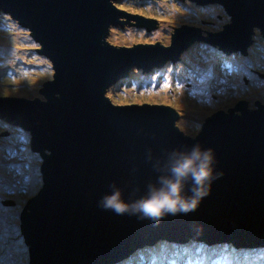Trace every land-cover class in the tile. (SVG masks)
Masks as SVG:
<instances>
[{
    "label": "water",
    "instance_id": "obj_1",
    "mask_svg": "<svg viewBox=\"0 0 264 264\" xmlns=\"http://www.w3.org/2000/svg\"><path fill=\"white\" fill-rule=\"evenodd\" d=\"M192 1L220 3L230 20L207 33L184 23L170 44L118 45L109 39L113 27L148 20L151 29L161 16L147 18L116 0H0V10L30 31L40 44L35 51L54 71L38 88L41 96L0 95V119L28 130L44 160V185L20 214L30 264H113L161 238L264 247V102L250 107L242 99L190 134L178 125L174 105L117 103L113 96L112 86L136 77L134 67L159 66L163 77L166 63L180 60L192 43L247 54L257 35L264 39V0ZM196 144L213 150L223 175L193 212L156 223L99 206L112 184L127 202L145 196L158 176L154 166Z\"/></svg>",
    "mask_w": 264,
    "mask_h": 264
},
{
    "label": "rangeland",
    "instance_id": "obj_2",
    "mask_svg": "<svg viewBox=\"0 0 264 264\" xmlns=\"http://www.w3.org/2000/svg\"><path fill=\"white\" fill-rule=\"evenodd\" d=\"M129 11L161 16V23L130 20L112 28L115 44L162 42L170 44L175 28L184 23L202 29H222L230 20L220 3L197 5L192 0H116ZM136 23H140V26ZM247 54L224 53L205 41L192 43L178 63H166L163 77L159 68L150 72L133 68L111 87L117 103L156 102L176 106L178 125L190 134L202 129L205 119L220 109L250 99V107L264 102V39L255 37ZM40 44L16 20L0 14V95L41 96L45 80L53 77L50 60L37 52ZM34 49V50H33ZM42 156L31 145L28 130L0 120V264H30V247L21 231L20 214L27 201L42 188ZM33 176L31 177V175ZM13 199L6 205L4 200ZM2 214V215H1ZM2 221V222H1ZM7 222V223H6ZM262 264L264 247L236 248L225 242L200 239L177 245L160 240L142 247L113 264Z\"/></svg>",
    "mask_w": 264,
    "mask_h": 264
},
{
    "label": "clouds",
    "instance_id": "obj_3",
    "mask_svg": "<svg viewBox=\"0 0 264 264\" xmlns=\"http://www.w3.org/2000/svg\"><path fill=\"white\" fill-rule=\"evenodd\" d=\"M216 163L213 150L203 149L199 144L184 151H172L162 163L154 166L158 176L154 184L148 185L145 196L127 202L123 191L112 184L109 186L112 191L101 198L99 206L118 215H138L142 220L150 219L156 223L168 215L193 212L210 193L212 183L223 175L215 171Z\"/></svg>",
    "mask_w": 264,
    "mask_h": 264
},
{
    "label": "bare ground",
    "instance_id": "obj_4",
    "mask_svg": "<svg viewBox=\"0 0 264 264\" xmlns=\"http://www.w3.org/2000/svg\"><path fill=\"white\" fill-rule=\"evenodd\" d=\"M1 170V169H0ZM33 176V174L31 175V177ZM0 178H3V180L4 181H6V182H12L14 179L13 178H11V180L9 179V178H7V175H5L3 172L2 173H0ZM2 215V214H1ZM2 222V221H1ZM7 223V222H6ZM1 224V223H0ZM0 229H1V227H0ZM159 240H163L162 238L161 239H159ZM166 240V239H165ZM204 242H208V241H204Z\"/></svg>",
    "mask_w": 264,
    "mask_h": 264
},
{
    "label": "flooded vegetation",
    "instance_id": "obj_5",
    "mask_svg": "<svg viewBox=\"0 0 264 264\" xmlns=\"http://www.w3.org/2000/svg\"><path fill=\"white\" fill-rule=\"evenodd\" d=\"M195 4H197L196 2H194ZM197 5H201V4H197ZM7 17H10V15H8V14H5ZM208 30H214V29H204V33H207L208 32ZM216 30H220V29H216ZM205 41V40H204ZM225 53V52H224ZM227 54V53H226ZM197 134V133H196Z\"/></svg>",
    "mask_w": 264,
    "mask_h": 264
},
{
    "label": "trees",
    "instance_id": "obj_6",
    "mask_svg": "<svg viewBox=\"0 0 264 264\" xmlns=\"http://www.w3.org/2000/svg\"><path fill=\"white\" fill-rule=\"evenodd\" d=\"M124 9H126V8H124ZM127 10V9H126ZM0 14H3L5 17H7L5 14H4V12H2V10H0ZM189 24V23H188ZM193 25V24H192ZM143 71V70H142ZM144 72V71H143ZM1 120V119H0ZM171 242H173V241H171ZM225 244H228V243H226L225 242ZM235 247V246H234Z\"/></svg>",
    "mask_w": 264,
    "mask_h": 264
},
{
    "label": "snow or ice",
    "instance_id": "obj_7",
    "mask_svg": "<svg viewBox=\"0 0 264 264\" xmlns=\"http://www.w3.org/2000/svg\"><path fill=\"white\" fill-rule=\"evenodd\" d=\"M249 264H250V262H249ZM262 264H264V262H262Z\"/></svg>",
    "mask_w": 264,
    "mask_h": 264
}]
</instances>
